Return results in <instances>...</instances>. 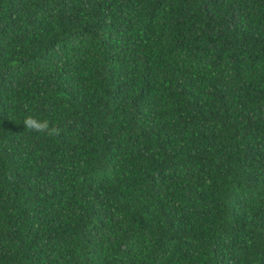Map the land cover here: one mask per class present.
Instances as JSON below:
<instances>
[{"label":"trees","instance_id":"trees-1","mask_svg":"<svg viewBox=\"0 0 264 264\" xmlns=\"http://www.w3.org/2000/svg\"><path fill=\"white\" fill-rule=\"evenodd\" d=\"M0 264H264V0H0Z\"/></svg>","mask_w":264,"mask_h":264},{"label":"clouds","instance_id":"clouds-1","mask_svg":"<svg viewBox=\"0 0 264 264\" xmlns=\"http://www.w3.org/2000/svg\"><path fill=\"white\" fill-rule=\"evenodd\" d=\"M23 125L27 132L46 133L49 137H59L62 132L58 126L50 125L48 120H39L33 115H27Z\"/></svg>","mask_w":264,"mask_h":264}]
</instances>
